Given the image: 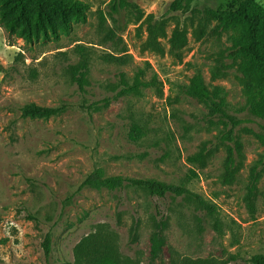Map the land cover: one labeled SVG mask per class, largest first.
<instances>
[{"label": "rangeland", "instance_id": "374dc122", "mask_svg": "<svg viewBox=\"0 0 264 264\" xmlns=\"http://www.w3.org/2000/svg\"><path fill=\"white\" fill-rule=\"evenodd\" d=\"M80 1L89 7L87 21L58 40L26 44L0 26L6 68L0 74V264H79L75 249L94 233L99 241L111 236L128 264H250L253 255H264V120L246 110L244 88L254 78L229 58L231 33L219 31L211 15L230 0H194L177 11L175 0H124L117 13L110 9L115 0ZM176 32L183 40L174 47ZM78 46L90 61L84 94L70 75L80 61ZM197 71L209 90L222 89L229 114L240 122L234 132L239 155L233 142L221 140L230 127L187 94ZM122 77L130 86L136 79L149 86L121 94ZM29 104L66 111L24 119L21 110ZM134 123L144 133L137 143L128 137ZM232 154L235 176L224 184ZM98 168L106 176L184 184L217 213L138 188L83 187ZM254 168L260 180L251 198ZM158 231L166 244L151 261Z\"/></svg>", "mask_w": 264, "mask_h": 264}, {"label": "trees", "instance_id": "16d2710c", "mask_svg": "<svg viewBox=\"0 0 264 264\" xmlns=\"http://www.w3.org/2000/svg\"><path fill=\"white\" fill-rule=\"evenodd\" d=\"M194 0H175L171 5L173 11L190 5ZM125 7L124 0H115L110 9L117 13ZM88 5L80 0H0V26L10 37H18L26 44H32L38 40H58L61 36L69 35L73 26L77 23H85L88 17ZM212 17L218 22L217 29L222 33H231L229 58L240 62L242 75L253 77V83H246L244 88L246 110L255 118L264 120V6L257 0H230L224 6L211 12ZM183 40L179 32L173 37L172 45L175 47ZM80 55L77 65L70 67L72 81L77 85L81 94L86 92L87 75L89 71V57L83 47H76ZM6 68L0 64V74L5 73ZM121 94H138L148 84L141 83L136 79L133 85H129L125 78L121 79ZM222 89L214 88L212 91L206 86L203 75L197 71L187 89V94L198 100L210 110V115L230 129L221 136V140L233 142L235 154L239 155L240 145L234 135L235 129L240 122L230 115L226 100L222 97ZM107 101V100H106ZM66 111V106L43 107L29 104L22 108L24 119H44L56 117ZM213 123V122H212ZM131 142L137 143L143 139L144 133L141 127L134 123L129 135ZM237 160L232 156L225 165L224 184H230L235 176ZM194 176H196L193 173ZM260 174L256 168L252 170L249 183V196L256 194ZM83 187L95 190H107L110 192L123 190L128 187L143 190L147 195L157 198L173 196L184 198L194 202L203 212L208 215H216L217 209L206 201L202 196L193 193L186 185H172L152 179H131L121 176H106L103 169L98 168L89 174L82 183ZM159 229L163 231L166 223L162 220ZM213 228L221 230L220 220L216 219ZM98 233L86 237L76 247L75 256L79 264H128L121 261L113 238H102L99 241ZM94 239V241H93ZM50 235L46 236L43 247L46 255L51 253ZM166 240L158 231L151 238L150 259L156 261L162 255ZM250 264H264V255L256 254L249 260ZM171 264H219L214 259L192 261L184 259L172 261Z\"/></svg>", "mask_w": 264, "mask_h": 264}]
</instances>
